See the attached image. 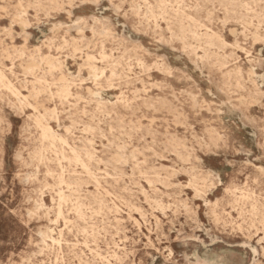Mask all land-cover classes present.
Here are the masks:
<instances>
[{"label": "rangeland", "instance_id": "374dc122", "mask_svg": "<svg viewBox=\"0 0 264 264\" xmlns=\"http://www.w3.org/2000/svg\"><path fill=\"white\" fill-rule=\"evenodd\" d=\"M0 75V264H264V0H0Z\"/></svg>", "mask_w": 264, "mask_h": 264}, {"label": "bare ground", "instance_id": "6f19581e", "mask_svg": "<svg viewBox=\"0 0 264 264\" xmlns=\"http://www.w3.org/2000/svg\"><path fill=\"white\" fill-rule=\"evenodd\" d=\"M147 11L148 12H151V10H150V8H147ZM72 15V14H71ZM178 16H177V20L178 21H182L183 20V16L184 15H182V14H177ZM214 31V30H213ZM186 31L183 29L182 30V33H185ZM192 34H193V37L195 38V39H199V36H198V34H197V32H191ZM183 36V35H182ZM205 37H206V39L208 40V42H210V43H212V39H213V37L214 36H210L209 34H206L205 35ZM215 38V37H214ZM218 41H220V42H222L223 43V41H221V40H219L218 39ZM57 66V61H55V60H52V59H50V67H52V68H54V67H56ZM94 70L96 71V69L94 68ZM262 75V74H261ZM0 77H1V75H0ZM263 79V78H262ZM262 81V80H261ZM263 85V84H262ZM14 93H16V92H14ZM17 94V96L18 95H20V93H16ZM60 95L63 97V96H67V95H69V86H68V84H67V82L66 81H64V83L61 85V88H60ZM186 100V99H185ZM182 103V102H181ZM188 117V116H187ZM132 121V120H131ZM59 126V125H58ZM180 133V132H179ZM225 135H227V134H225ZM252 135V134H251ZM254 135V134H253ZM43 136L44 137H46V138H48V139H51V140H54L55 138H56V136L47 128V127H44L43 128ZM214 136V135H213ZM228 136V135H227ZM153 149V148H152ZM74 159L76 160V161H79V156L78 155H75V157H74ZM115 204V203H114ZM170 235V234H169ZM231 253H233V252H231ZM226 255V254H225ZM227 256V255H226ZM234 258H235V256H234ZM237 258V257H236ZM235 258V259H236ZM233 259V258H232ZM252 260V259H251ZM214 262V261H213ZM216 262V261H215ZM238 262V261H237ZM217 263V262H216ZM222 263V262H221ZM229 263V262H228Z\"/></svg>", "mask_w": 264, "mask_h": 264}]
</instances>
